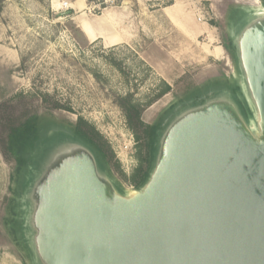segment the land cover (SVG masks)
<instances>
[{
	"label": "water",
	"instance_id": "95a60500",
	"mask_svg": "<svg viewBox=\"0 0 264 264\" xmlns=\"http://www.w3.org/2000/svg\"><path fill=\"white\" fill-rule=\"evenodd\" d=\"M262 4L230 1L225 37L237 76H215L187 96L199 99L161 117L139 187L127 190L110 167L102 179L67 124L44 142L49 118L37 119L38 139L8 199L29 264H264ZM239 15L248 22L233 24ZM59 136L56 168L44 156Z\"/></svg>",
	"mask_w": 264,
	"mask_h": 264
},
{
	"label": "rangeland",
	"instance_id": "374dc122",
	"mask_svg": "<svg viewBox=\"0 0 264 264\" xmlns=\"http://www.w3.org/2000/svg\"><path fill=\"white\" fill-rule=\"evenodd\" d=\"M76 1L3 3L0 110L7 116L29 111L40 120L49 118L41 126L46 143L49 130L55 135L66 130L62 123L73 129L78 123L93 128L108 161L86 137L77 132L73 137L94 158L102 179L110 167L112 175L131 191L128 180L139 166L143 149L119 100L130 98L141 108L142 120L154 124L182 101L199 99L187 96L208 80L231 76V71L237 76L225 37L230 35L226 14L231 0H85L86 8L73 6ZM236 1L246 8L264 3ZM101 18L111 22L95 26L102 38H87L81 31L82 20L92 25V19ZM231 21L248 22L240 15ZM203 89L207 93L213 85ZM177 125L173 120L168 129ZM60 138L44 156L56 168ZM12 174L14 163H8L0 150V264H29L27 250L17 242L6 219L13 218L6 208Z\"/></svg>",
	"mask_w": 264,
	"mask_h": 264
},
{
	"label": "trees",
	"instance_id": "16d2710c",
	"mask_svg": "<svg viewBox=\"0 0 264 264\" xmlns=\"http://www.w3.org/2000/svg\"><path fill=\"white\" fill-rule=\"evenodd\" d=\"M5 1L0 0V13L2 12V5ZM119 104L126 114L128 125L134 131L137 141L142 143L143 152L139 166L128 180L133 188H137L149 175L158 132L162 129V119L154 124H147L142 120L141 108L138 105L132 104L130 98L119 100ZM28 112L21 115L14 114L7 116L0 110V150L8 163H14V175H17L20 169L26 164L25 156L33 148L38 139V116L36 114H29ZM76 131L97 146L108 161L109 156L102 144V139L99 138L93 128L78 123ZM11 179L13 180V174L11 175ZM9 190L11 191V187ZM6 208L7 212L13 215L12 200L9 203L7 202ZM6 219L10 221V224L14 223L13 218ZM8 228L11 233H14L13 229L9 226Z\"/></svg>",
	"mask_w": 264,
	"mask_h": 264
},
{
	"label": "crops",
	"instance_id": "0c3cea01",
	"mask_svg": "<svg viewBox=\"0 0 264 264\" xmlns=\"http://www.w3.org/2000/svg\"><path fill=\"white\" fill-rule=\"evenodd\" d=\"M73 6H77L80 8H86L88 6V4L85 2V0H77ZM72 6V7H73ZM86 21H88V19H86ZM111 22L107 21L105 18H101V19H92V25H89L88 23H86L84 21V19L81 22V31L83 32V34L87 37V38H91L94 40H98L100 38H102V35L100 34L101 31L99 29H96V25L97 26H105V25H110ZM90 27V29H89Z\"/></svg>",
	"mask_w": 264,
	"mask_h": 264
},
{
	"label": "built area",
	"instance_id": "2783aa9c",
	"mask_svg": "<svg viewBox=\"0 0 264 264\" xmlns=\"http://www.w3.org/2000/svg\"><path fill=\"white\" fill-rule=\"evenodd\" d=\"M64 5H67V3H64Z\"/></svg>",
	"mask_w": 264,
	"mask_h": 264
}]
</instances>
